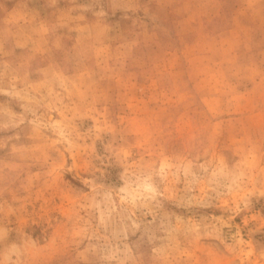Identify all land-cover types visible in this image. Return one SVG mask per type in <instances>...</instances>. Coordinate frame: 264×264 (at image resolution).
<instances>
[{
  "label": "rangeland",
  "instance_id": "1",
  "mask_svg": "<svg viewBox=\"0 0 264 264\" xmlns=\"http://www.w3.org/2000/svg\"><path fill=\"white\" fill-rule=\"evenodd\" d=\"M0 264H264V0H0Z\"/></svg>",
  "mask_w": 264,
  "mask_h": 264
}]
</instances>
